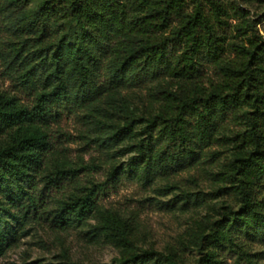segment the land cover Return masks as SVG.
<instances>
[{"label": "trees", "instance_id": "trees-1", "mask_svg": "<svg viewBox=\"0 0 264 264\" xmlns=\"http://www.w3.org/2000/svg\"><path fill=\"white\" fill-rule=\"evenodd\" d=\"M5 12L15 37L1 56L18 68L35 99L30 107L0 91V253L19 237L30 212H38L31 189L51 148L46 124L53 108L65 105L86 110L100 130L98 144H124L131 153L125 165L111 168L114 183L121 175L148 179L157 170H176L218 140L231 144L232 155L215 176L239 207L188 234L202 255L198 264H220L222 248L260 264L264 252L248 250L241 237L264 231V37L250 33L249 10L234 0H0ZM232 16L247 43L228 41L224 28ZM174 46L181 47L175 56ZM204 58L221 74L208 85L201 79ZM160 76L168 79L156 88L154 108L141 112L125 100L111 109L95 105L104 95L115 102L138 78ZM229 113L245 129L219 131ZM65 169L58 165L44 178L53 182ZM97 187L59 201L53 219L70 225L95 218L88 235L118 250L115 264H186L177 252L140 247L135 224L97 204Z\"/></svg>", "mask_w": 264, "mask_h": 264}, {"label": "rangeland", "instance_id": "rangeland-1", "mask_svg": "<svg viewBox=\"0 0 264 264\" xmlns=\"http://www.w3.org/2000/svg\"><path fill=\"white\" fill-rule=\"evenodd\" d=\"M234 1L250 11L254 24L250 33L264 37V0ZM8 17L7 12L0 13V91L31 107L34 92L21 84L18 68L10 67L1 56L9 40L15 37L7 29ZM228 21L224 28L228 41L247 43L236 31L240 20L232 16ZM176 23L177 18H174L173 25ZM180 51V46L171 47L174 56ZM227 53L230 57L235 55L232 50ZM103 66L105 68V62ZM102 73L101 81H105V70ZM220 77L216 65L204 58L203 82L208 85ZM167 79L164 76L138 78L120 89L115 102L104 95L95 105L111 109L125 100L131 108L143 112L158 105L154 93L158 84ZM53 114L55 117L46 124L51 148L31 189L38 199V212L34 217L31 211L26 217L19 237L0 253V264H115L118 250L88 235L97 222L95 218L90 217L82 224L61 225L50 214L57 209L59 201L93 185H98L95 198L101 208L118 212L135 224L140 247L155 248L164 254L177 252L186 264H198L202 255L191 244L189 231L198 223L222 217L231 207H239L238 197L231 189L221 190L223 183L215 176L231 157L232 145L218 140L205 147L198 158L176 170H157L148 179L121 175L114 183L108 178L111 168L125 165L131 156L123 151L124 144L110 148L98 144L96 137L100 130L83 108L56 105ZM138 129L141 131L140 127ZM242 129L245 124L229 113L221 120L219 131L233 134ZM58 165H66L67 172L49 182L44 176L56 172ZM71 168L75 171L69 170ZM241 237L248 250L264 252V231L254 237ZM219 260L220 264H236L237 261L248 264L237 253L223 248L219 249ZM259 263L264 264V254L259 257Z\"/></svg>", "mask_w": 264, "mask_h": 264}]
</instances>
